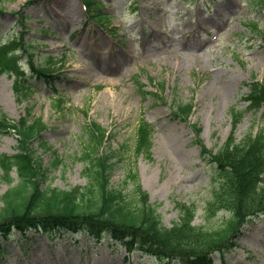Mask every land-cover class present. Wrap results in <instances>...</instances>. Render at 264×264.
<instances>
[{
    "label": "rangeland",
    "instance_id": "374dc122",
    "mask_svg": "<svg viewBox=\"0 0 264 264\" xmlns=\"http://www.w3.org/2000/svg\"><path fill=\"white\" fill-rule=\"evenodd\" d=\"M31 1L3 0V40L19 38V12H25L23 40L37 52L35 64L50 54L61 60L62 73L44 83L32 75L24 53L33 91L21 99L11 74H0V120L17 121L30 109L32 117L47 123L34 144L51 167L43 186L86 185L80 156L84 131L94 121L112 134L101 150L113 153L114 187L133 190L135 183L125 182L137 170L165 225L179 219V204H194V223L206 226L204 205L220 177L212 161L202 157L192 124L201 127L198 139L213 150L231 134L239 142L264 125V107L245 112L235 129L231 115L233 108L246 109L247 83L264 78V41L252 30L254 23L264 29V0H102L111 21L107 27L88 18L81 0ZM54 87L66 98L63 110L55 111ZM188 102L194 110L186 122L174 116L172 105ZM141 118L155 124L151 157L134 154ZM4 125L0 153L13 154L18 135ZM56 155L62 162L53 166ZM9 187L0 174V198ZM123 242L117 239L114 245L105 237L99 244L85 234L59 237L35 230L22 236L15 230L1 242L0 264H161L140 249L128 255ZM212 257L213 264H264V215L244 226L237 247L224 260Z\"/></svg>",
    "mask_w": 264,
    "mask_h": 264
},
{
    "label": "trees",
    "instance_id": "16d2710c",
    "mask_svg": "<svg viewBox=\"0 0 264 264\" xmlns=\"http://www.w3.org/2000/svg\"><path fill=\"white\" fill-rule=\"evenodd\" d=\"M87 4L93 20L101 22L108 19L97 4L90 0ZM3 8V0H0V14ZM20 13L22 19L26 17ZM254 31L262 32L258 24L254 25ZM21 47L24 48L22 51L29 53L34 66L33 51H29L26 43L13 41L3 45L0 41V74H11L15 93L24 98L31 91L19 66ZM54 63L53 58H46L43 66H34V71L40 77L50 79L49 71ZM250 85L251 91L245 99L251 101L250 108L257 109L264 104V82ZM65 102L60 95L55 108L63 110ZM192 109L191 103L178 104L175 113L188 120ZM243 113L234 110L235 125ZM3 122L7 123L3 127L18 134V144L15 153H0V174L10 184L0 198V242L1 237L6 240L14 228L23 231L36 228L49 233L54 230L84 231L96 238L110 232L118 237L128 235L131 239L125 244L130 249L138 242L162 262L178 259L185 264H211L212 252L230 250L243 223L264 213V129L256 134L250 133L240 143L232 135L215 152L201 144L203 157L212 161L213 170L220 177L204 205L207 225L193 223L196 216L194 204H179V219L167 226L162 223L157 208L149 202V194L142 188L137 170H133L130 180L125 182L135 183L130 192L125 191L126 185H112L113 153L101 150L111 135L102 125L92 122L84 131L85 148L80 158L84 161L83 175L87 184L62 189L43 186L51 167L46 166L34 148L47 128L42 118L32 117L29 109L14 123L6 116L0 120L1 125ZM193 125L196 133L200 134L201 128ZM153 130L152 124L141 120L133 148L136 157L142 153L151 156ZM61 162V157L56 155L52 165L57 166ZM13 172L17 178L13 177Z\"/></svg>",
    "mask_w": 264,
    "mask_h": 264
}]
</instances>
